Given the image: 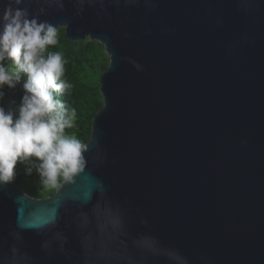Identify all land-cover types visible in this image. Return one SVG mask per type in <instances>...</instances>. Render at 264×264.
I'll return each mask as SVG.
<instances>
[{"label": "water", "instance_id": "1", "mask_svg": "<svg viewBox=\"0 0 264 264\" xmlns=\"http://www.w3.org/2000/svg\"><path fill=\"white\" fill-rule=\"evenodd\" d=\"M11 6L110 64L83 171L44 200L0 184V264H264V0Z\"/></svg>", "mask_w": 264, "mask_h": 264}, {"label": "clouds", "instance_id": "2", "mask_svg": "<svg viewBox=\"0 0 264 264\" xmlns=\"http://www.w3.org/2000/svg\"><path fill=\"white\" fill-rule=\"evenodd\" d=\"M13 2L19 5L21 0H9L0 18V88L15 87L20 73L27 80L19 114L0 107V184L14 180L18 162L34 157L39 161L36 171L42 187L58 188L61 181L71 182L83 171L88 145L66 133L74 127L76 110L56 98L73 87L62 79V53L48 51L59 43L56 26L28 19L27 11L13 8ZM6 59L14 65L12 70L4 65ZM31 172L27 168V174Z\"/></svg>", "mask_w": 264, "mask_h": 264}, {"label": "rangeland", "instance_id": "3", "mask_svg": "<svg viewBox=\"0 0 264 264\" xmlns=\"http://www.w3.org/2000/svg\"><path fill=\"white\" fill-rule=\"evenodd\" d=\"M58 45L54 46L56 51L62 53L64 60L70 55H73L76 59V64L72 66V76L79 84L88 88V100L92 105V112H85L83 120L77 122L75 119L74 127L67 129L66 133L69 135H74L78 128H81L82 133L88 137L92 132V121L91 117L93 116L95 110L100 104H103V98L100 93V77L104 69L109 67L110 57L105 51V47L97 42L92 41L89 38H85L79 42H70L64 38L65 28H58ZM68 43V44H67ZM4 65L12 70L14 65L10 60L3 61ZM93 65L94 69L96 68L97 72L89 69L87 66ZM66 64L64 65V67ZM66 68V67H65ZM95 118V117H94ZM94 120V119H93ZM39 161L34 157L25 160L24 162H18L16 165V176L12 182H9L15 185L19 190H21L28 197L35 200H44L52 197L63 181L60 182L58 188H44L40 183V176L36 171V166ZM31 167V174H27V168Z\"/></svg>", "mask_w": 264, "mask_h": 264}, {"label": "trees", "instance_id": "4", "mask_svg": "<svg viewBox=\"0 0 264 264\" xmlns=\"http://www.w3.org/2000/svg\"><path fill=\"white\" fill-rule=\"evenodd\" d=\"M68 44V43H67ZM48 51L55 52V47L54 46H49ZM76 59L73 57V55L68 56L65 58V74L62 79L67 80L69 83L73 85L70 93L68 91L64 93H57L56 98L60 99L67 108H74L76 110V121L80 122L83 120V117L85 116V112H92V105L88 100V88L85 86L79 84L78 81L74 79L72 76V66L76 64ZM87 67L89 69L94 70V72L98 73L96 68L94 69L93 65H89L87 63ZM108 69H104L101 73V75ZM20 80L25 83L27 80V76L24 73H20ZM2 88H0L1 90ZM103 104H100L97 107V110H95L93 116L91 117V121L93 122L94 117L96 114L102 109ZM75 136L80 139L83 143L87 144L88 141L91 138V133L88 137H86L82 131L81 128H78V131L76 130Z\"/></svg>", "mask_w": 264, "mask_h": 264}]
</instances>
